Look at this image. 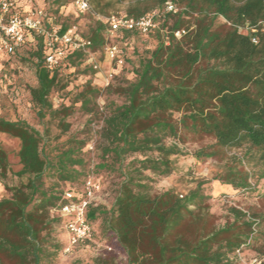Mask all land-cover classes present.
Returning <instances> with one entry per match:
<instances>
[{"label": "trees", "instance_id": "trees-1", "mask_svg": "<svg viewBox=\"0 0 264 264\" xmlns=\"http://www.w3.org/2000/svg\"><path fill=\"white\" fill-rule=\"evenodd\" d=\"M14 1L21 14L42 9L46 28L58 26L60 33L68 29L57 18L71 0H53L47 7ZM124 1L88 0L91 12L104 18ZM150 1L151 5H130L125 15L138 19L155 12L157 29L146 35L118 33L121 39L150 36L155 46L138 54V63L129 72L115 65L119 71L105 90L106 115L94 168L96 173H114L118 182L110 207L89 206L86 222L91 226L101 221L104 239L121 251L123 264H238L237 253L264 238L263 216L248 218L230 208L224 223L217 226L200 184L183 197L170 190L153 194L152 188L172 173L171 157L181 154L178 143L186 135L213 142L193 153L196 160H219L228 152H242L241 158H231L233 165L218 178L222 184L250 189L251 175L242 169L250 162L262 166L257 177L264 179V0ZM167 2L174 5L175 13L164 11ZM181 30L185 34L176 39L173 34ZM105 32L100 21H92L89 51L103 48ZM20 49L34 68L36 85L29 89L30 101L38 118L48 121L39 131L23 120L0 118V134L19 144L15 172L0 148V181L5 182L8 174L15 180L10 187L4 185L9 196L0 199V264H55L62 247L50 239L53 226L65 229L69 217L61 215V208L81 200L86 181V140L72 136L56 142L69 131L66 118L76 104L90 116L89 123L96 118L100 90L89 79L71 94L70 106L55 108L51 94L66 88L61 70L78 66L84 52L70 53L63 66L50 74L44 65L48 50L42 37H32ZM122 50L118 48V57L123 61ZM55 121L59 133L52 146L50 125ZM65 185L69 186L64 189ZM92 264L116 263L99 258Z\"/></svg>", "mask_w": 264, "mask_h": 264}, {"label": "rangeland", "instance_id": "rangeland-1", "mask_svg": "<svg viewBox=\"0 0 264 264\" xmlns=\"http://www.w3.org/2000/svg\"><path fill=\"white\" fill-rule=\"evenodd\" d=\"M53 0H27V5L35 2L44 3L47 7ZM145 2L153 3L150 0H125L123 3L114 6L109 10L111 15H124L126 9L136 3ZM176 7H181V4H176ZM155 9V8H154ZM179 9V8H178ZM63 16L57 18V23L61 26L67 24L68 28H74L75 31L84 39H87L89 27L92 21H99V18L104 16L94 14L90 10L84 14L75 12L70 4L65 9L63 8ZM120 34L109 35L104 33L106 44L102 49L95 52L87 49L84 54V60L78 66L70 67L61 70L63 84H66L65 91H56L51 94L50 100L55 108L61 106H70L72 101V93L81 90L82 85L91 79L92 85L100 91L99 96L95 101L97 115L96 118L90 121V116L78 110V104L73 107V113L66 118L69 123V131L63 135L58 142L63 143L68 138L75 136L78 140H86L84 148L85 163H86V179L90 178L99 186V193L95 195L94 205H102L109 208L113 200V191L115 184L118 182L117 176L110 172L96 173L95 166L98 163L99 151V132L102 126V119L106 115L104 103L106 99L105 90L102 80L108 73H118L119 68H116L115 63H110L105 56V48L113 44L118 48H122L123 69L127 72L132 67L136 66L137 55L141 54L145 49H153L155 40L148 36H131L129 38H120ZM17 54L0 55V118L9 121L23 120L30 126L42 131V123L48 121L46 117L40 120L37 116V109L34 108L30 101L29 89L35 87L34 68L29 60L24 49H16ZM15 50V51H16ZM93 66L97 67L94 70ZM119 66V65H117ZM119 66V67H120ZM89 67H91L89 69ZM91 71L94 72L91 75ZM125 71V72H126ZM123 75L129 79L128 73ZM113 82V78L109 85ZM109 99L116 100L114 96ZM56 121L50 125L49 138L52 140V146L55 145L53 138L58 135L59 130L55 126ZM176 142L168 140L167 143ZM213 142L210 138L186 135L181 142L178 143V148L181 152L178 156L171 157L173 163L172 173L165 178H160L153 184L152 193H162L172 191L178 197L185 196L189 191L195 189L200 184L204 194L208 197V211L213 215L217 226L224 223L228 217L230 208L237 209L245 213L248 218L252 215L264 217V179H258V174L262 170V166L255 165L254 162L245 163L243 170L251 175L249 179L250 189L241 190L233 189L229 185L222 184L218 178L222 176L229 164L233 165L232 157L241 158L240 150L226 153L222 159H199L196 160L193 153L200 148L211 145ZM0 148L6 154L11 166V171L15 172L19 169L16 153L19 148L18 141L4 134H0ZM235 165V164H234ZM230 167V166H229ZM235 167V166H234ZM13 180L8 174L5 182L0 181V199L7 198L9 193L5 190L6 187L13 185ZM69 185H65L64 189ZM75 186V185H74ZM101 188V192H100ZM100 220H95L91 228L94 233L90 241L82 243L73 248L68 254L64 253L67 244V234L61 225H54L53 232L50 236L51 241H54L62 247L55 264H92L99 258H110L116 264H123L125 257L121 251L108 246V239H104L103 232L100 230ZM264 234V222L261 226ZM253 257L264 258V238L252 243V247L244 250L238 255V264H247Z\"/></svg>", "mask_w": 264, "mask_h": 264}, {"label": "built area", "instance_id": "built-area-1", "mask_svg": "<svg viewBox=\"0 0 264 264\" xmlns=\"http://www.w3.org/2000/svg\"><path fill=\"white\" fill-rule=\"evenodd\" d=\"M71 5L78 14L89 11L88 0H71ZM164 11L175 13L176 9L172 3L167 2L164 5ZM155 16V12H150L138 19L130 18L124 14L110 15L98 20L106 27V32L109 35L123 31L146 35L157 29V24L154 21ZM43 20L44 11L42 9L21 14L15 9L14 0H0V53L11 55L16 49L30 41L32 37H42L44 46L48 50L44 65L51 74L63 66L70 53L85 52L90 46V42L81 37L74 28H68L64 33H60L58 26L46 28ZM183 34L185 31L181 30L173 35L178 39ZM105 56L110 63L119 66L123 64V61L118 57V49L115 45H109L105 48ZM93 68L97 70L96 66ZM112 78V73H108L102 80L103 86L108 87ZM97 193H99V186L92 179L87 178L81 200L61 208V215L69 217V221L65 224L67 244L64 253L68 254L78 245L90 241L92 232L91 226L86 222V211L89 206H94ZM247 264H261V259L253 257Z\"/></svg>", "mask_w": 264, "mask_h": 264}, {"label": "crops", "instance_id": "crops-1", "mask_svg": "<svg viewBox=\"0 0 264 264\" xmlns=\"http://www.w3.org/2000/svg\"><path fill=\"white\" fill-rule=\"evenodd\" d=\"M62 12H63V8L60 10V14H62ZM1 54H4V53H0V55ZM5 55H7V54H5Z\"/></svg>", "mask_w": 264, "mask_h": 264}]
</instances>
